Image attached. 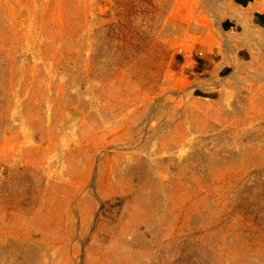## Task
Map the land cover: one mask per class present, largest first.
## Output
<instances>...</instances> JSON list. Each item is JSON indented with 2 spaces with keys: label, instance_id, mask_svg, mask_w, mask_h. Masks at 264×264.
<instances>
[{
  "label": "rangeland",
  "instance_id": "1",
  "mask_svg": "<svg viewBox=\"0 0 264 264\" xmlns=\"http://www.w3.org/2000/svg\"><path fill=\"white\" fill-rule=\"evenodd\" d=\"M243 8L0 0V264H264V18Z\"/></svg>",
  "mask_w": 264,
  "mask_h": 264
},
{
  "label": "crops",
  "instance_id": "2",
  "mask_svg": "<svg viewBox=\"0 0 264 264\" xmlns=\"http://www.w3.org/2000/svg\"><path fill=\"white\" fill-rule=\"evenodd\" d=\"M224 1L228 3V5H229V7L231 9V13L223 21L225 25L233 23L232 20H234V19H238V18L240 19L241 16L243 14H245V12H243L244 11L243 7H246L245 10H247V8H251V11H252L253 14H258L259 15L258 18H260V16H262L261 19L264 18V15H262V13H261V15L259 13H257L258 10H261V8H263L262 6H263V1L264 0H224ZM232 11H233V13H232ZM251 21H252V17H251ZM237 22L238 21L234 22L233 24L235 25ZM204 39H207L208 42L206 40H204ZM199 43H214V39L206 36L205 38H202ZM204 47L207 48V45H205ZM214 49H217V47L216 46H212V50L213 51H214ZM217 53H218V51H217Z\"/></svg>",
  "mask_w": 264,
  "mask_h": 264
}]
</instances>
